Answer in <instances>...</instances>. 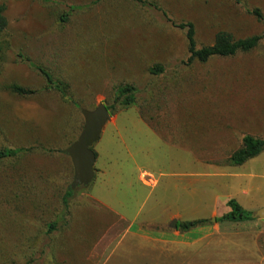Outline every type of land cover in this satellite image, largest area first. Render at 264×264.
I'll return each mask as SVG.
<instances>
[{
	"label": "rangeland",
	"instance_id": "obj_1",
	"mask_svg": "<svg viewBox=\"0 0 264 264\" xmlns=\"http://www.w3.org/2000/svg\"><path fill=\"white\" fill-rule=\"evenodd\" d=\"M94 1L0 2L5 6L4 39L9 44L0 74V149L32 150L0 162V264H93L88 256L102 254L97 240L110 217L82 208L65 229L72 206L85 200L90 184L72 188L66 223L59 231L47 235L43 228L33 250L14 256L36 234L31 223L42 226L63 216V199L74 176L72 161L61 149L75 139L76 114L84 118L81 111L92 112L100 103L111 106L116 84L138 89L137 106L124 114L153 116L148 121L167 143L157 146L160 150L174 148L185 156L189 152L191 160L197 155L224 157L223 164L230 165L229 158L245 135L264 137V42L248 54L189 65L187 33L176 27L193 24L199 47L211 45L222 31L237 39L264 35V21L248 12L259 9L264 16V0H145L155 8L104 0L70 13L71 7ZM69 13L63 23L62 16ZM31 64L71 86L81 110L56 90H48ZM157 66L163 73L153 75ZM11 85L36 94L14 95L7 89ZM131 117L125 123H135ZM92 149L100 151L103 146L97 143ZM224 165L199 169L206 174L221 169L225 175L232 169ZM251 166L257 177L264 178V152ZM66 170L69 181H52L43 191L50 179ZM231 235L223 236L222 244L210 241L191 264H241L243 256L234 253L249 243ZM114 261L118 262L117 255ZM118 264L135 263L120 259Z\"/></svg>",
	"mask_w": 264,
	"mask_h": 264
},
{
	"label": "crops",
	"instance_id": "obj_2",
	"mask_svg": "<svg viewBox=\"0 0 264 264\" xmlns=\"http://www.w3.org/2000/svg\"><path fill=\"white\" fill-rule=\"evenodd\" d=\"M126 112L112 114L106 124L98 142L103 149H93L94 180L84 193L85 200L72 206L65 226H70L82 208L111 218L97 240L102 254L91 253L88 262L118 264L121 259L135 264H191V258L204 254L203 248L210 241L222 244L223 236L232 233L231 239L249 243L234 253L243 256L241 264H264V220L218 221L230 213L229 200L237 201L252 215L264 209V178L251 170L259 156L242 166H231L223 164L224 157L197 155L191 160L189 152L185 156L184 151L174 148L160 150L157 146L167 143L148 121L153 116ZM131 115L136 119L132 125L124 121L132 119ZM76 120L75 139L61 150H68L80 137L85 119L76 114ZM239 144L241 147L242 141ZM204 165H224L232 170L225 175L221 169L206 174L199 169ZM66 173L61 171L50 181H69ZM199 220L208 222L190 231L182 230L181 224ZM174 221L177 229L172 227ZM116 255L118 262L114 261Z\"/></svg>",
	"mask_w": 264,
	"mask_h": 264
},
{
	"label": "trees",
	"instance_id": "obj_3",
	"mask_svg": "<svg viewBox=\"0 0 264 264\" xmlns=\"http://www.w3.org/2000/svg\"><path fill=\"white\" fill-rule=\"evenodd\" d=\"M2 1L4 0H0V2ZM101 1H104V0H95L93 3H91L90 5L86 7H71L70 13L77 11V10H83L86 8L88 9L91 6H95L99 4ZM111 1H114V0H111ZM124 1L132 2L142 8H151V7L155 8V6H153L151 3L145 0H124ZM237 3H240V2L237 0ZM248 12L252 14L253 16H255L257 19H259V21L261 22L264 21V16L259 9H255L252 11L249 10ZM70 13L62 16L61 20L63 23L67 22L68 16L70 15ZM163 14L168 19V22L173 23L172 20L168 18L165 12H163ZM7 26H8V22L5 17V6L0 3V74L6 62V55L9 50V44L4 39V34L6 32ZM176 27L180 30H185L187 33L188 53H189L188 64L189 65L195 62L206 64L210 60L215 59V58H232L238 54H248V53L255 51L264 42V35L252 36V37H248L244 39H237L232 34L222 31V32H219L215 36L214 42L211 45L199 47L197 44V40H196L195 27L193 24L183 23V24L177 25ZM31 67L35 69L36 71H38L44 77L47 83L48 90H56L58 93H60V95L64 99L70 101L77 110H81L79 103L74 102V97L72 95L73 91H71L72 90L71 86L69 85L66 86L61 81H58V82L55 81L52 74H50L48 71H46L44 68L40 66L31 64ZM151 73L153 75H158L160 73H163L162 66H157L151 71ZM7 89L12 94L18 95L23 98L30 97L36 94L35 90L27 89V88H24L18 85H11ZM137 93H138V89L134 85H130L126 83L125 84L121 83L119 85L116 84V86L113 87L112 94H111V96L113 97L112 105L111 106H107L106 104L105 105L107 106L111 115L115 114V112H117V110L119 109L127 110L130 108L136 107L137 102H138ZM82 119L84 120L85 118H82ZM241 141H242L241 147L237 151H235L229 158L228 163L231 166H242L246 162L254 158H257L264 152V138H257L252 135H245ZM31 151H32L31 149H25V148H9V147L1 148L0 149V162L15 159L21 155L30 153ZM67 151L68 150H66L63 153L67 154ZM72 171L75 172L73 170V167H72ZM49 185H53L52 182H49L47 183V185H45V187H42L43 191H45V188H47V186ZM43 191L41 190V192ZM72 196H73V190L71 186V189L67 190L64 196V199H63V213H62L63 216H60L59 218H57L56 221L49 222V223L48 222L46 223L45 221V224L42 226H37L36 224L31 223L33 228H36V234L35 235L33 234L32 238L29 240V243L24 248L20 249V253L18 252L14 256L16 255L20 256V254L24 256V254H26V251L29 252L33 250L34 248H32L33 247L32 245L36 243V240L37 241L41 240V239L40 240L38 239L40 238V234L43 228L47 229V232H46L47 235H51L59 231V228L61 227V223L63 224L66 223L64 219H66L68 216L69 208H70V200ZM227 205L231 209V211L230 213L221 217L218 220L219 222L240 223V222L252 220V214L243 210V208L237 203V201L229 200ZM42 207L45 208L44 201H43ZM207 222L208 221H205V220L192 221V222L181 224V228L184 231H190L192 229L205 225Z\"/></svg>",
	"mask_w": 264,
	"mask_h": 264
},
{
	"label": "water",
	"instance_id": "obj_4",
	"mask_svg": "<svg viewBox=\"0 0 264 264\" xmlns=\"http://www.w3.org/2000/svg\"><path fill=\"white\" fill-rule=\"evenodd\" d=\"M82 114L85 118L83 131L79 139L67 151L75 171L73 189L88 187L93 182L96 154L92 148L101 140L106 124L112 119L111 113L104 103H100L94 111L84 110ZM252 218L264 220V209L252 215ZM172 227L177 229V221L172 223Z\"/></svg>",
	"mask_w": 264,
	"mask_h": 264
}]
</instances>
